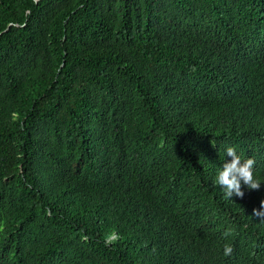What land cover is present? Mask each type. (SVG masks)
I'll return each mask as SVG.
<instances>
[{
  "label": "trees",
  "instance_id": "trees-1",
  "mask_svg": "<svg viewBox=\"0 0 264 264\" xmlns=\"http://www.w3.org/2000/svg\"><path fill=\"white\" fill-rule=\"evenodd\" d=\"M262 200L264 0H0V264H264Z\"/></svg>",
  "mask_w": 264,
  "mask_h": 264
},
{
  "label": "clouds",
  "instance_id": "clouds-1",
  "mask_svg": "<svg viewBox=\"0 0 264 264\" xmlns=\"http://www.w3.org/2000/svg\"><path fill=\"white\" fill-rule=\"evenodd\" d=\"M226 155L231 157V159L223 164L215 180L216 185L222 187L224 198L230 199L233 195L243 198L242 182L248 189L258 190L261 182L255 179L253 175L255 160L253 158L242 160L232 147L226 148ZM260 204L261 209H264V200ZM253 215L264 218V211L254 209ZM227 234L226 232L225 235ZM232 251V248L226 245L224 255H231Z\"/></svg>",
  "mask_w": 264,
  "mask_h": 264
},
{
  "label": "water",
  "instance_id": "water-1",
  "mask_svg": "<svg viewBox=\"0 0 264 264\" xmlns=\"http://www.w3.org/2000/svg\"><path fill=\"white\" fill-rule=\"evenodd\" d=\"M35 1H38V0H35Z\"/></svg>",
  "mask_w": 264,
  "mask_h": 264
}]
</instances>
